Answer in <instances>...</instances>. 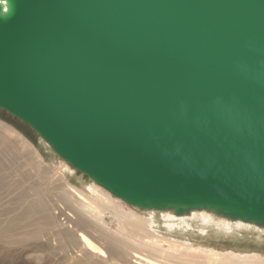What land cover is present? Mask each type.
I'll list each match as a JSON object with an SVG mask.
<instances>
[{
    "label": "water",
    "instance_id": "obj_1",
    "mask_svg": "<svg viewBox=\"0 0 264 264\" xmlns=\"http://www.w3.org/2000/svg\"><path fill=\"white\" fill-rule=\"evenodd\" d=\"M0 109L131 207L264 229V0H0Z\"/></svg>",
    "mask_w": 264,
    "mask_h": 264
},
{
    "label": "bare ground",
    "instance_id": "obj_2",
    "mask_svg": "<svg viewBox=\"0 0 264 264\" xmlns=\"http://www.w3.org/2000/svg\"><path fill=\"white\" fill-rule=\"evenodd\" d=\"M6 133L18 138L21 144L18 142L17 145L15 140L6 138ZM16 146H21L18 147L19 153L15 149ZM5 153L10 154L7 157L8 167L11 166L13 171L20 173L18 175L22 179L21 183L25 184L29 179L27 175L30 174L39 177L37 179L40 181L46 180L52 189L60 190L58 199L74 202L75 210H72L73 213H67L72 219L66 216V221L72 225L64 226L61 222L56 224L55 215L57 213L63 215L61 207L55 205L53 212L52 208L43 202L41 195L37 194L38 183L26 185L24 190L19 189L18 193L15 192L10 205L0 212V250L1 245L18 246L26 238H35L37 231L30 228L39 225L43 219V224L50 223L52 226L51 236L56 237V240L48 244L51 255L54 254L52 256L58 258L60 264H264L263 253L224 248L217 250L202 243L179 242L171 238L177 237L178 232L185 235L189 230L204 234L209 228L214 227L226 238H236L239 231H245L248 234H255V239H259L264 229L216 216L205 210H193L183 215H177L170 210H158L160 220L155 209H143L145 214H139L123 206V201L93 182L79 188L71 183L68 176L64 177L63 174L58 176L49 168L42 169L41 165L45 162L40 153L27 139L2 122H0V190L8 189L13 193L14 189L18 188L17 186L15 188V185L5 186V178L8 176L5 172L7 164L2 162ZM62 165L65 170L68 169L67 165ZM24 166H28V171L20 169ZM30 190L35 195H31ZM120 201L123 204H120ZM39 212H44L43 217H38ZM106 213L114 216L119 222L113 229V232L116 230L117 233H109L111 228H108L104 221ZM160 222L163 226H160ZM161 227L164 232L160 231ZM86 230L96 232L98 240H101L104 246H99L93 241ZM108 234L114 237L109 243Z\"/></svg>",
    "mask_w": 264,
    "mask_h": 264
},
{
    "label": "rangeland",
    "instance_id": "obj_3",
    "mask_svg": "<svg viewBox=\"0 0 264 264\" xmlns=\"http://www.w3.org/2000/svg\"><path fill=\"white\" fill-rule=\"evenodd\" d=\"M0 122L7 125L9 128L14 129V131L19 133L23 138L27 139L33 145V147L37 150V152H39L40 155L42 156L43 162H45L43 164L46 166L41 165L42 169L47 170L49 168V170L55 171V173H57L58 176L60 175L62 176V174L64 177L68 176L71 183L79 188H82L84 184L92 183V181H90V179L87 176L76 171L68 163L60 159L46 145V143H44V141H42L39 138V136L35 133V131H33L31 128L21 123L20 121L14 119L11 115L6 113L2 109H0ZM5 137L10 140H15L17 142V145H18V142L19 144H21L19 139L16 137L14 138L10 133H6ZM18 147L21 148V146H16L15 149L19 153L20 150L18 149ZM11 152L13 153V151ZM9 155H10L9 153H5L2 156V162L3 163L5 162L7 164L5 172L7 173L8 176L5 178L6 179L5 186L15 185V188L16 186L18 188L14 189L13 193L9 192L8 189L0 190V212L2 211V209H5L10 205L11 199L14 197L13 195L18 193L19 189L20 191H22L24 190V187L26 185L28 184L32 185V183L35 182V183H38L39 185L37 194L41 195V198L43 202L46 203L47 207L52 208L53 212L56 206L61 207V210L63 211L62 212L63 215L62 214L59 215L58 213L55 215L56 224L58 222H61L63 223L64 226L72 225L70 224V222L66 221L67 220L66 216L72 219V217H70V215H68L67 213H73L72 210H75V207L73 204L74 202L72 203V200L69 202H66L64 200L58 199V194H60V190L52 189L50 185L46 183V180L40 181L38 180L39 177H37L38 178L37 179L35 176L31 174L27 175V177L29 176L28 177L29 179L26 182H25V179L23 180L25 184L21 183L22 179L18 175L20 173L17 171H13L11 166L8 167L9 158L7 157H9ZM10 162L13 163L14 165H17L16 163L12 161ZM62 164L67 165L68 169L65 170ZM20 169L23 171H28V166H24L23 168H20ZM29 171H30V168H29ZM30 194L33 195L34 192L30 190ZM121 203L123 204V202L120 201V204ZM123 206L131 208L134 211L138 212L139 214H143V215L145 214V210L143 209L134 208L125 203L123 204ZM71 207L72 208L74 207V208L72 209ZM156 211H157L156 215L158 219L160 220L161 219L160 211L158 210ZM64 212H66V214H64ZM38 214H39L38 217H43L44 212L43 213L39 212ZM74 216L75 215H73V217ZM42 220L39 223V225H35L32 228H30V230L36 229L37 235L35 238H26L22 241V243L24 244L21 243L18 246L11 244L10 247L9 246L3 247L4 245H1L2 249L0 250V264H60V261L58 260V258L56 259V257H53L52 255L54 254L51 255L50 245L48 244V242H50L51 244V242H53L54 239L56 240V237L51 236L52 226L49 225L50 223L43 224ZM104 221L107 224L108 228H111L109 233H117L116 230L113 232V229H115L118 226L119 222L116 221L114 216L110 215L109 213H106V215L104 216ZM160 226H163L161 222H160ZM213 228H209L207 233H204V234L203 233L199 234L195 232V230H189V232H187L185 235L181 234V232H178L177 237L173 236L171 238H174V240H177L179 242L185 241L186 243H192V244L202 243L210 248H214L217 250H221L224 248L225 250H236V251H243V252L252 251V252L264 254V233L263 232L261 234V241L258 242L255 240V234H248V232L246 233L245 231H239L236 234V238L231 239L229 237L228 238H226L225 236L223 237V235L219 234V232H217L216 229L215 228L213 229ZM160 231L164 232L162 227L160 228ZM86 233L99 246L102 245V241L98 240L97 238L98 235L96 232L92 230H86ZM59 239H61V236L59 237ZM111 239H114V237L108 234L107 243H109Z\"/></svg>",
    "mask_w": 264,
    "mask_h": 264
}]
</instances>
